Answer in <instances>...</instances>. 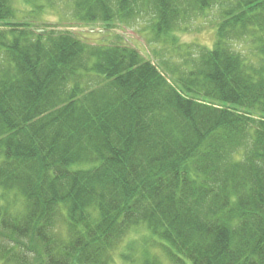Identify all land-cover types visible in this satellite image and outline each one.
<instances>
[{
	"label": "trees",
	"instance_id": "obj_1",
	"mask_svg": "<svg viewBox=\"0 0 264 264\" xmlns=\"http://www.w3.org/2000/svg\"><path fill=\"white\" fill-rule=\"evenodd\" d=\"M13 3L0 0V260L110 264L144 228L141 264H264V0H66L65 27L19 24ZM211 12V46L176 36ZM143 17L148 56L70 29Z\"/></svg>",
	"mask_w": 264,
	"mask_h": 264
},
{
	"label": "rangeland",
	"instance_id": "obj_2",
	"mask_svg": "<svg viewBox=\"0 0 264 264\" xmlns=\"http://www.w3.org/2000/svg\"><path fill=\"white\" fill-rule=\"evenodd\" d=\"M32 0H14V6L16 8V19L21 20L19 24L24 23H37L39 25H48L58 23L61 27L68 26V22L73 21L70 12L69 4L66 0H46L43 1L42 7L39 6L40 2ZM213 18V12L209 17L199 18L189 24V28L186 32L176 31V36H180L183 42L198 43L201 45L211 46L215 38L214 24L209 22ZM148 18L143 17L136 19L130 23H124L117 21L113 25V29L105 30L104 24L97 23L86 26H72L70 29L89 35L90 37L109 36V34L117 33L121 35L128 42L136 44L141 50L148 56L149 51L147 47V40L152 39L151 26L147 22ZM75 22V21H74ZM43 23V24H41ZM151 46L155 47L158 42L148 41ZM144 234H149L144 228L139 231L132 232L118 247L114 260L110 264H141L143 255L141 253L145 244L150 246L144 239ZM146 242V243H145ZM153 248V247H151ZM127 252L129 259H123L120 254ZM0 264H5L0 260Z\"/></svg>",
	"mask_w": 264,
	"mask_h": 264
}]
</instances>
